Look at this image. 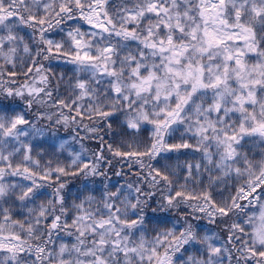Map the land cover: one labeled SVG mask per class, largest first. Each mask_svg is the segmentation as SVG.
<instances>
[{"label": "snow or ice", "instance_id": "obj_1", "mask_svg": "<svg viewBox=\"0 0 264 264\" xmlns=\"http://www.w3.org/2000/svg\"><path fill=\"white\" fill-rule=\"evenodd\" d=\"M0 264H264V0H0Z\"/></svg>", "mask_w": 264, "mask_h": 264}, {"label": "trees", "instance_id": "obj_2", "mask_svg": "<svg viewBox=\"0 0 264 264\" xmlns=\"http://www.w3.org/2000/svg\"><path fill=\"white\" fill-rule=\"evenodd\" d=\"M53 63L55 64H59L61 67L65 68V71L70 72L71 66H66L64 65V61H54ZM59 71V69H58ZM45 124L47 123V121L44 122ZM79 131V135L77 136V141H80V137L84 136V133L82 130H78ZM75 135V133H72L70 130H65L63 128L59 129V136L63 139H68L70 144L73 145L74 147H76L79 150L80 147V143L73 141L71 139V137ZM82 143H84V145L89 148H97L98 147V141L96 140H92V139H84L83 141H81ZM89 155H91V153L89 152ZM184 158L181 157V160H183ZM137 166L136 165H132L131 170H129V164L128 162H121V163H117L116 161H113V165L109 167L108 169V178L109 180L113 183V184H124L126 182H131L134 181L136 179L135 173L137 171ZM117 172H121L120 176H117L115 173ZM75 186V185H73ZM149 214L151 215V212H149ZM171 215V214H170ZM201 223L205 226H207L209 228L210 231H213L216 233L217 236H219L221 238V242H223L224 239H226V232L223 231V227L222 226H215V225H209L207 223V221H201Z\"/></svg>", "mask_w": 264, "mask_h": 264}, {"label": "rangeland", "instance_id": "obj_3", "mask_svg": "<svg viewBox=\"0 0 264 264\" xmlns=\"http://www.w3.org/2000/svg\"><path fill=\"white\" fill-rule=\"evenodd\" d=\"M72 146V148L74 149V150H77L78 151V149L76 148V147H74L73 145H71Z\"/></svg>", "mask_w": 264, "mask_h": 264}]
</instances>
